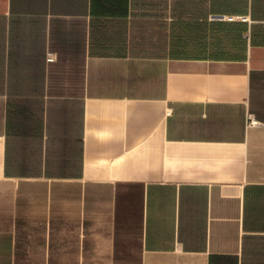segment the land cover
Segmentation results:
<instances>
[{
    "label": "crops",
    "instance_id": "0c3cea01",
    "mask_svg": "<svg viewBox=\"0 0 264 264\" xmlns=\"http://www.w3.org/2000/svg\"><path fill=\"white\" fill-rule=\"evenodd\" d=\"M0 264H264V0H0Z\"/></svg>",
    "mask_w": 264,
    "mask_h": 264
},
{
    "label": "built area",
    "instance_id": "2783aa9c",
    "mask_svg": "<svg viewBox=\"0 0 264 264\" xmlns=\"http://www.w3.org/2000/svg\"><path fill=\"white\" fill-rule=\"evenodd\" d=\"M56 60V55L55 54H48V62H54ZM250 124L253 125V127L255 125H258V122L254 119L253 116H250Z\"/></svg>",
    "mask_w": 264,
    "mask_h": 264
}]
</instances>
